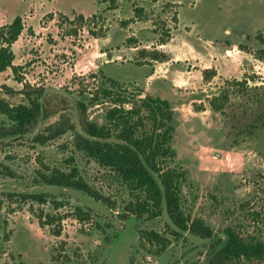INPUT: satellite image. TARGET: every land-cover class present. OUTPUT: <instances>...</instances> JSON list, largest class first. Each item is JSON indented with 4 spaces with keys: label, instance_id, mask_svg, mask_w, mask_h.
Returning <instances> with one entry per match:
<instances>
[{
    "label": "rangeland",
    "instance_id": "rangeland-1",
    "mask_svg": "<svg viewBox=\"0 0 264 264\" xmlns=\"http://www.w3.org/2000/svg\"><path fill=\"white\" fill-rule=\"evenodd\" d=\"M16 16L24 24L11 47L17 70L0 72V99L33 101L35 116L0 131V264H208V239L178 231L165 211L153 219L128 211L127 187L78 148L83 125H102L113 105L80 106L107 86L102 76L124 85V109L150 94L175 111L172 164L184 172L183 214L220 238L230 228L264 242V125L254 101L264 63L252 56L264 34V0H116L115 9L103 0H0V28ZM165 34L171 39L161 46ZM241 46L250 62L239 58ZM214 63L220 75L204 82L201 70ZM244 74L250 97L231 95L223 114L212 112L208 100L223 81ZM70 167L91 194L41 181L47 168ZM33 194L47 202H21Z\"/></svg>",
    "mask_w": 264,
    "mask_h": 264
},
{
    "label": "trees",
    "instance_id": "trees-1",
    "mask_svg": "<svg viewBox=\"0 0 264 264\" xmlns=\"http://www.w3.org/2000/svg\"><path fill=\"white\" fill-rule=\"evenodd\" d=\"M103 2L109 4V9L116 8V0ZM79 19L82 20L83 16H79ZM23 29L24 24L20 16H16L9 25L0 28V72L10 68L16 75L17 68L13 66L14 54L11 47ZM170 39L171 36L165 34L164 38L159 40V45H166ZM255 39L260 48L254 51L252 56L264 63V34L257 33ZM241 50L250 53L246 46H241ZM140 53L145 57L150 56L154 61L168 60L161 52L150 53L143 49ZM200 73L202 80L207 83L217 75L214 68H204ZM102 77L107 86L90 94V97L83 98L85 104L80 103V106L87 108L107 102L113 105L106 110L102 125L93 122L83 125L85 135L79 136L78 148L99 168L112 171L127 187L132 198L127 206L128 211L139 215L146 214L150 219L160 216L165 211L178 231L208 239L211 249L208 264H239L242 260L264 262L263 241L243 238L230 228L223 230V238H220L201 221L191 222L190 217L183 214L179 194L184 172L172 164L176 157L171 147L175 134L173 125L175 111L169 102L145 94L138 103L124 109L123 105L128 103L122 98L125 94L124 85ZM248 80L250 77L247 74L239 80L236 78L224 80L220 93L208 100L211 111L223 114L231 95L248 97ZM254 90L256 109L261 114L260 122L264 125V82L255 86ZM34 116L35 102L11 106L0 99V131L3 130L4 123L26 127L34 120ZM40 178L47 185L91 194L76 167H70L68 171L47 168L46 172L40 174ZM21 197L22 203L35 202L42 205L47 202L41 194ZM53 204L56 206L55 202ZM53 234L58 236L59 232L53 230ZM143 237L151 242L160 239L156 232H143Z\"/></svg>",
    "mask_w": 264,
    "mask_h": 264
},
{
    "label": "crops",
    "instance_id": "crops-1",
    "mask_svg": "<svg viewBox=\"0 0 264 264\" xmlns=\"http://www.w3.org/2000/svg\"><path fill=\"white\" fill-rule=\"evenodd\" d=\"M232 46H235V45H232ZM228 51L230 52V50H228ZM238 52H240L239 58L242 59V62H243V61H245V62H250V60H248V59H249L248 57L252 58L251 53H247V52H244V51H238ZM254 60H255V59H254ZM163 63L173 65V59L170 58V56H169V61H167V62H163ZM212 66L216 69V71H217V73H218L217 76H219V75H220V68L218 67V66H219L218 64H215V63H214V64H211V66H208V65H207V66H204V67H212ZM165 67H166V66H165ZM169 67H170V66H169ZM156 69H157V67H156ZM240 70H241V71L244 70V68H243L242 65H240ZM241 71H240V73H242ZM156 72H157V70H156L152 75H150V76L147 77V83H149L154 77H157ZM190 73H192V71H190ZM167 83H169V85H172V84H170L169 81H167Z\"/></svg>",
    "mask_w": 264,
    "mask_h": 264
},
{
    "label": "water",
    "instance_id": "water-1",
    "mask_svg": "<svg viewBox=\"0 0 264 264\" xmlns=\"http://www.w3.org/2000/svg\"><path fill=\"white\" fill-rule=\"evenodd\" d=\"M2 241H3V236H2V234L0 232V244L2 243Z\"/></svg>",
    "mask_w": 264,
    "mask_h": 264
}]
</instances>
